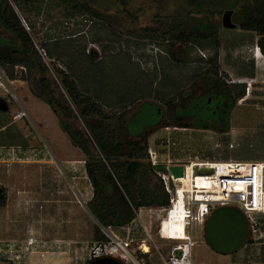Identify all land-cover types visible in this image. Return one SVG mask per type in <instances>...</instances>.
Masks as SVG:
<instances>
[{
    "label": "rangeland",
    "instance_id": "obj_1",
    "mask_svg": "<svg viewBox=\"0 0 264 264\" xmlns=\"http://www.w3.org/2000/svg\"><path fill=\"white\" fill-rule=\"evenodd\" d=\"M81 1L88 2L93 8L112 16L111 25H103L95 17L86 13L68 14L69 10L66 9L65 4L57 0H33L31 3L24 4L23 8L15 0H11V3L18 15L27 23L33 42L38 47L46 39L62 40L70 37L75 42L78 41L81 44H85L86 49L89 46L91 47V44L97 45L100 53L95 49L94 60L106 59L105 55H103L101 44L92 40V36L98 34L105 37V44L111 43L116 49L121 47L129 51L132 59L143 68L149 69L152 65H155L157 68V79L154 85L160 90V99L157 102L145 100L132 107L133 110L127 119V128L131 135L138 136L144 130L154 127L161 120L162 111L166 110V103L180 99V96L172 88L173 81L177 77L178 79L180 78V90L191 93L196 89L197 97L202 94L199 89V83L202 81L201 77L206 70L205 54L209 53V50H200L192 45L183 46L177 44L176 58L172 59L166 55L163 49L162 44L165 41H150L142 38V36L130 34L139 31L145 26H156L155 17L157 15L166 16L181 12H189L191 15L197 16L201 15L199 8L190 3L192 0ZM209 8H212V6L210 5ZM204 13L210 15L208 8L204 10ZM80 15H83L81 19H79ZM221 15L222 13L219 16L220 19ZM215 16L218 17L217 15ZM111 31L120 34L121 38L119 39L115 35L117 38L114 39L115 36L113 34L109 35ZM218 32L222 42L221 47H224V59H222V64H225L224 67L233 64L235 71L241 69L243 66L241 57L245 55V47L253 50L254 55L257 54L254 51L257 36L255 29L245 30L221 26ZM4 36L5 34L0 30L1 43L8 45L9 42L5 39L3 40ZM138 41L139 43H145V45L137 46L136 42ZM233 47L236 48L234 49ZM91 49L94 50V48ZM232 50H236V52L230 54ZM47 58L48 75L52 81L57 82L53 67L65 69V66L58 60ZM14 70L15 79L8 83L7 88L8 92L14 94L15 98H10L3 89H0V100L5 101L8 106L6 111H0V119L2 117V122H4L2 124L9 122L11 116L13 117L17 111L26 112L23 107L25 90H28L34 97H32V100H39L31 92L28 84L21 79L20 74L23 70L19 66L15 67ZM221 72L222 77L228 80L233 79L224 70H221ZM211 95L201 96L199 99H196V97V100L179 107L177 114L187 119H197L195 120L197 122H208L210 119H216L217 116L219 117L218 114H220L219 109H217V113H213L207 105L209 102L219 105L222 96ZM38 103L44 107L33 104V101L26 103V105L28 104L31 107L37 117L47 119L49 123H57V119L50 108L40 100ZM157 105L162 111L159 110ZM104 108L108 114L118 110L117 108L111 109L107 105ZM250 117L251 119H248L246 124L240 128L243 135L242 140H234L235 146L227 150L228 154H230L229 156L235 160H245L249 156L247 154L256 151V142L258 138L264 135V113L262 111L251 112ZM57 127L59 132H55L59 154L69 158L71 161H60V164L54 161L53 163H56V165L53 164L51 166L38 163L16 164L10 169L0 163V187H3L6 192L5 203L0 206V233L11 234L10 237L20 239L21 241L15 239L17 241L15 247L19 248L21 253L23 248L26 247V240L30 237L34 238V243L29 245V247H31V251L32 249L34 250L37 257L33 258L31 264H44V262L45 264H55L54 255L61 250L66 251L69 264H85L89 248L94 242L93 229L96 225V220L86 205V202L92 196V188L85 173L83 154L79 149L71 145L64 132L59 126ZM14 128L15 125L10 124L8 131H0L1 146L15 147L18 144L14 143L17 142L14 137L9 136ZM157 129L155 131H158ZM3 136L7 137L2 138ZM236 142H238V145H236ZM34 145L37 144L35 143ZM42 148L47 151L46 156H53L52 154H54L55 150L48 143ZM38 149L39 146L38 148L33 146L26 153L27 156L32 159L43 157L41 152H37ZM140 213L141 217L137 214L132 223L125 225V229L113 228V234L123 238L126 231L130 235L132 232L134 233L137 238L128 247L132 255L143 254L138 249V244L140 239L146 238L147 244L150 245V250L147 256L144 257L146 264H164L162 257H165L170 248L176 245L174 241L160 238L158 235V225L164 215V211L156 212L155 210L148 211L144 209ZM179 214L183 216L181 210ZM175 222V220L169 221L171 226L181 225ZM28 224H31L32 227H28ZM260 230L264 232V217L261 219ZM146 233L150 235V239ZM250 239L251 242H261V239L258 241L253 240L251 237ZM10 240L12 239H4V241ZM194 241V245L191 247V264H202V262H205L204 264H228L227 258L222 256L224 255L223 253L217 252L207 245L204 227L203 229L199 226L197 227ZM203 246H208L214 254L207 253ZM32 253L33 251L29 254L31 255ZM27 256H29L28 253ZM24 264H29L28 258L24 259Z\"/></svg>",
    "mask_w": 264,
    "mask_h": 264
},
{
    "label": "trees",
    "instance_id": "obj_2",
    "mask_svg": "<svg viewBox=\"0 0 264 264\" xmlns=\"http://www.w3.org/2000/svg\"><path fill=\"white\" fill-rule=\"evenodd\" d=\"M15 1L22 8L24 4L33 2ZM57 1L65 4L68 14L86 13L103 25H111L112 16L93 8L88 2ZM190 3L199 8L201 15H191L189 12L157 15L156 26H145L130 34L150 41H165L163 49L172 59L176 58L177 44L209 50L205 54L206 70L201 77L200 88L196 85L202 95L222 96L223 124L218 126L179 116L178 108L195 100L197 95L196 89L191 93L180 90V78L175 77L172 88L180 99L168 101L165 111L157 105L162 111L159 124L133 136L127 128L132 107L145 100L157 102L160 99V90L154 85L157 79L155 65L149 69L143 68L132 59L129 51L121 47L116 49L111 43L105 44V37L98 34L93 35L92 40L101 44L106 59L94 60L95 50L87 53L85 44L75 42L70 37L46 39L40 43V47L47 57L65 66V69L53 67L57 78V82H54L48 75L49 66L34 44L32 34L22 24L11 0H0V30L5 34L3 40L9 42L5 45L0 41V68L8 78L15 79L14 68L24 67L21 79L28 84L34 96L50 108L71 145L83 154L85 173L92 188V196L86 205L96 220L94 241L107 239L100 226H124L135 219L140 207H164L169 204L162 181L148 160V138L156 128L193 126L228 130L229 113L245 95L246 83L227 82L221 76L218 57L222 42L218 29L221 27L219 16L225 9H236L232 15L236 24L234 28L257 31L255 43L264 56V0H192ZM210 5L212 8H209ZM207 8L210 15L204 13ZM111 34L121 38L116 32L111 31ZM136 44L145 45L139 41ZM105 105L118 110L108 114ZM1 189L0 206L6 200L5 189ZM250 241L248 237L246 242ZM142 256L146 257L147 253ZM88 262L86 259L85 264Z\"/></svg>",
    "mask_w": 264,
    "mask_h": 264
},
{
    "label": "crops",
    "instance_id": "obj_3",
    "mask_svg": "<svg viewBox=\"0 0 264 264\" xmlns=\"http://www.w3.org/2000/svg\"><path fill=\"white\" fill-rule=\"evenodd\" d=\"M233 48L235 49L236 47ZM245 48V55H242L241 57L243 60V66L238 71H235V69H233V64L226 65L224 67L225 64H222V59H224V47H221L219 52L218 59L220 71L224 70L226 73H228V75L234 79V82H244L246 84L249 83L250 85L249 93L245 94L241 99H239L229 113L228 130L219 131L215 129L193 126L159 127L157 129L158 131H154L148 138V148L156 153L158 164L154 168L157 172H166L168 167L171 165H186L189 162H193L196 165L195 168H197V170H202L203 168H201L199 164L204 162L210 163L216 161H264V135L258 138L256 142V151L247 154L249 156L245 160H235L231 156H229L230 154H228L227 151L235 146L233 143L234 140H242L243 135L240 128L242 125L246 124V121L248 119H251V112L255 113L257 111H262L264 113V56L261 54L260 49L259 54L254 55L253 50H250L249 47ZM235 52L236 50H232L230 54ZM24 92L25 100L22 101L24 105L23 107L27 112V116L15 120L11 116V120L9 122H6L5 124H2L4 123L2 122V117L0 119V131L6 132L8 131L10 124L15 125L14 130L10 132L9 136L14 137V140L17 141L14 143H18L17 145H15V147H4L0 145V163H3L2 165L6 166L7 169H10L13 168L12 166L16 164L38 163L44 165L49 164L51 166L54 164V161H57V164H60V161H71L69 160V158L59 154V146L55 132L58 131L57 123H49L47 119L39 118L34 115L31 107L28 104L26 105V103L33 101V104H38L41 106L43 105L38 103L39 100H32L33 96L28 90H25ZM200 96H202V94ZM218 115L219 117L217 116L216 119H210V121H208L207 123L218 126L220 124H223L224 120L222 116L220 114ZM158 124L159 122L155 126H157ZM31 128L33 129V131ZM6 137L7 136H3L2 138ZM35 143L37 145H34ZM47 143L49 144V146H51L52 149L54 148L55 150L54 154H52L53 156L45 155L47 151L42 147ZM230 144H232V147L229 146ZM236 145H238V142H236ZM33 146L37 148L39 146L37 152H41L43 154V157L32 159L29 158L30 156H27L26 153H28ZM54 165H56V163ZM192 178L193 176H191L190 170H188L187 175L184 178L187 187H189L190 180H192ZM157 208L159 207H151L149 209L152 211L156 210ZM144 209H147L149 211V209L146 207H141L139 211L141 212ZM140 212L139 216L141 217ZM178 215L181 219L182 215ZM178 215L171 214L168 217V220L171 222L172 220H175ZM181 221L182 220H180V222L178 223L179 225L182 224ZM28 227H32V225L28 224ZM111 228L113 229L117 227ZM10 235L11 234L5 235L0 233V240L18 239L12 236L10 237ZM125 236L126 233L123 235V238ZM131 237L134 239L137 238L134 236L133 232L131 233ZM203 248L207 251V253L209 252L210 254H214V252L211 251L208 246H203ZM32 251L33 253L31 255L29 254L28 256L29 264H31L34 257H37L33 249ZM65 252L62 250L56 252V255H54L55 264H69V258ZM223 254L224 255L222 256L224 258H227L228 264H264V241L246 242L240 249ZM204 263L205 262H202V264Z\"/></svg>",
    "mask_w": 264,
    "mask_h": 264
},
{
    "label": "built area",
    "instance_id": "obj_4",
    "mask_svg": "<svg viewBox=\"0 0 264 264\" xmlns=\"http://www.w3.org/2000/svg\"><path fill=\"white\" fill-rule=\"evenodd\" d=\"M82 17L83 15H80L79 19ZM19 18L24 27L29 31V27L24 19L20 16ZM36 47L46 63L48 58L45 50L41 47ZM91 48L96 49L100 53L99 47L94 44H91V47H87L86 52L89 53L93 50ZM254 51L256 53L259 51L257 45L254 47ZM198 52L202 53L200 50ZM202 56L205 57L203 53ZM19 67L25 71L24 67ZM220 75L221 72L219 71ZM11 80L0 69V89H3L10 98H15L14 94L9 93L7 88ZM225 80L227 82H234L233 79ZM249 89L250 85L247 83L245 94L249 93ZM26 116L25 111H17L12 118L15 120ZM229 146L232 147V144ZM147 154L149 162L155 167L158 164L156 153L148 148ZM199 165L205 169L203 172H197L195 170L196 165L193 162L184 165V176L180 180L173 179L168 169L166 172H157L169 200L167 206L159 207L155 210L156 212L164 211L157 232L160 238L176 243V245L170 248L165 257L161 256L164 264H191V247L195 242L196 229L198 226L203 229L207 217L214 209L220 206H234L239 209L247 221L248 237H251L255 241L260 239V241H264V232L260 230L261 219L264 217V161H216L210 163L204 162ZM188 170H190L191 176H193L189 187L186 186L184 180ZM179 190H182L180 204H178ZM176 205L182 210V224L174 227V232L172 233H175V237L169 238L171 234L166 218L171 211L176 209ZM140 208L138 209V215ZM149 211L151 210L149 209ZM100 228L107 239L93 242L87 254L88 260L107 255L115 257L126 264H146L142 254L132 255L129 252L128 247L134 238L127 231L124 238H119L113 234L111 226H100ZM118 228L125 229L126 227L124 225ZM146 234L150 239V235ZM34 241V238H28L26 240V247L23 248L21 253L20 249L15 247L17 241L0 240V264H24V259L28 258L27 253L28 255L31 253L29 245L34 243ZM145 245L148 247V251L143 250V246ZM138 249L143 254L149 252L150 245L147 244L146 238L140 239Z\"/></svg>",
    "mask_w": 264,
    "mask_h": 264
},
{
    "label": "water",
    "instance_id": "obj_5",
    "mask_svg": "<svg viewBox=\"0 0 264 264\" xmlns=\"http://www.w3.org/2000/svg\"><path fill=\"white\" fill-rule=\"evenodd\" d=\"M233 9H225L221 15V26L234 28L232 20ZM7 103L0 100V111H6ZM203 172V170H197ZM168 171L175 180L184 176V165L175 164L168 167ZM2 189L0 187V196ZM248 225L242 212L234 206H220L214 209L204 224V236L208 245L217 252L230 253L240 249L248 238ZM88 264H123L112 256H101L89 260Z\"/></svg>",
    "mask_w": 264,
    "mask_h": 264
},
{
    "label": "bare ground",
    "instance_id": "obj_6",
    "mask_svg": "<svg viewBox=\"0 0 264 264\" xmlns=\"http://www.w3.org/2000/svg\"><path fill=\"white\" fill-rule=\"evenodd\" d=\"M192 180H193V178H192ZM181 191L182 190H179L178 191V197H179V201H178V204H180L181 203V199H180V197L182 196V193H181ZM178 205H176V209L175 210H173V211H171L170 212V214L168 215V217L171 215V214H173V215H178L179 214V212H180V210H181V208L179 207L178 209ZM181 212H182V210H181ZM168 217L166 218V222H167V224H168V226H169V230H170V236H169V238H174L175 237V234H173L172 233V231L174 230V227H175V225H170V223H169V221H168ZM180 220H182V218L180 219V216L178 215V217H176V219H175V223L176 224H178L179 222H180ZM173 229V230H172ZM173 234V235H172ZM143 250L144 251H148V247L145 245V246H143Z\"/></svg>",
    "mask_w": 264,
    "mask_h": 264
},
{
    "label": "flooded vegetation",
    "instance_id": "obj_7",
    "mask_svg": "<svg viewBox=\"0 0 264 264\" xmlns=\"http://www.w3.org/2000/svg\"><path fill=\"white\" fill-rule=\"evenodd\" d=\"M202 96L205 97L204 95H202ZM200 97L201 96L197 97L196 99H199ZM207 107L210 108L211 112H213V113H217V111H218L217 109H219L220 115L223 118V109H224V101H223V98L221 99V103L219 105H215V103L212 104L211 102H209L208 105H207Z\"/></svg>",
    "mask_w": 264,
    "mask_h": 264
},
{
    "label": "clouds",
    "instance_id": "obj_8",
    "mask_svg": "<svg viewBox=\"0 0 264 264\" xmlns=\"http://www.w3.org/2000/svg\"><path fill=\"white\" fill-rule=\"evenodd\" d=\"M257 54H259V51L257 52Z\"/></svg>",
    "mask_w": 264,
    "mask_h": 264
}]
</instances>
